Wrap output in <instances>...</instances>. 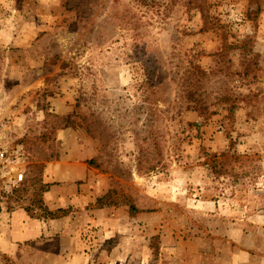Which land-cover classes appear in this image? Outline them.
Returning <instances> with one entry per match:
<instances>
[{
    "label": "rangeland",
    "instance_id": "rangeland-1",
    "mask_svg": "<svg viewBox=\"0 0 264 264\" xmlns=\"http://www.w3.org/2000/svg\"><path fill=\"white\" fill-rule=\"evenodd\" d=\"M0 135V264H264V0H0Z\"/></svg>",
    "mask_w": 264,
    "mask_h": 264
},
{
    "label": "trees",
    "instance_id": "trees-1",
    "mask_svg": "<svg viewBox=\"0 0 264 264\" xmlns=\"http://www.w3.org/2000/svg\"><path fill=\"white\" fill-rule=\"evenodd\" d=\"M90 163H92V161H90ZM107 198H109V194L104 195L103 197L98 198V199H97V203H98L99 205H102V204H104V201H103V200H105V199H107ZM105 203H110V204H112V203H115V202H113V201L111 200V201H108V202H105ZM130 209H131V210H134L135 208H134L133 206H130ZM46 212L48 213V215H49L50 218H54L55 216H57V214H54V213H52V212H50V211H48V210H46ZM64 213H65V212L62 211V214H64Z\"/></svg>",
    "mask_w": 264,
    "mask_h": 264
},
{
    "label": "crops",
    "instance_id": "crops-1",
    "mask_svg": "<svg viewBox=\"0 0 264 264\" xmlns=\"http://www.w3.org/2000/svg\"><path fill=\"white\" fill-rule=\"evenodd\" d=\"M12 245L13 244L10 243L9 241L0 239V248L2 250H4V251H10L11 250L10 247H12Z\"/></svg>",
    "mask_w": 264,
    "mask_h": 264
},
{
    "label": "built area",
    "instance_id": "built-area-1",
    "mask_svg": "<svg viewBox=\"0 0 264 264\" xmlns=\"http://www.w3.org/2000/svg\"><path fill=\"white\" fill-rule=\"evenodd\" d=\"M0 137H1V135H0ZM0 147H2V145H0ZM5 150H6L5 148H2V150L0 151V166L2 168H4V166L1 165L2 164L1 160H2V157L4 156V151Z\"/></svg>",
    "mask_w": 264,
    "mask_h": 264
}]
</instances>
